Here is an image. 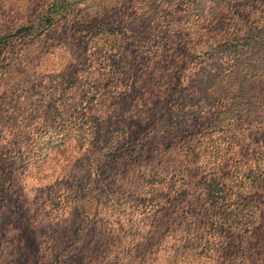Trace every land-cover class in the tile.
Segmentation results:
<instances>
[{"label":"trees","instance_id":"trees-1","mask_svg":"<svg viewBox=\"0 0 264 264\" xmlns=\"http://www.w3.org/2000/svg\"><path fill=\"white\" fill-rule=\"evenodd\" d=\"M83 1L0 33V264H264V0ZM61 22L69 76L10 79Z\"/></svg>","mask_w":264,"mask_h":264},{"label":"rangeland","instance_id":"rangeland-1","mask_svg":"<svg viewBox=\"0 0 264 264\" xmlns=\"http://www.w3.org/2000/svg\"><path fill=\"white\" fill-rule=\"evenodd\" d=\"M118 2V0H86L83 3H76L75 7L79 6L87 15L95 12H107L109 9V12L112 13V11L115 12V9L111 11L112 8L110 7L115 5L116 8ZM27 18H33V16L32 11L27 9L26 2L23 0H0V33L5 31L7 33ZM68 37L69 34L63 29V22H61L58 23L56 32L51 30L46 32L45 38L40 36L36 40L28 42L23 53L11 56L8 65L5 67V69H11L8 72L10 79L28 78L26 83L30 84L37 71H55V74L60 73L59 81L66 79L69 76L66 69H71V65L74 66V60L77 56L75 43L72 46L64 45V40ZM25 74L30 75V77H25ZM0 211L3 210L0 209Z\"/></svg>","mask_w":264,"mask_h":264}]
</instances>
